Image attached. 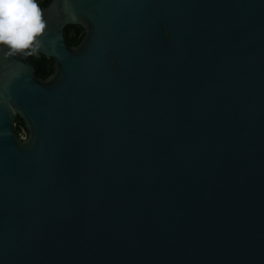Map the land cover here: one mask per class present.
Wrapping results in <instances>:
<instances>
[{
	"label": "water",
	"instance_id": "obj_1",
	"mask_svg": "<svg viewBox=\"0 0 264 264\" xmlns=\"http://www.w3.org/2000/svg\"><path fill=\"white\" fill-rule=\"evenodd\" d=\"M38 8L49 76L0 45V264H264V0Z\"/></svg>",
	"mask_w": 264,
	"mask_h": 264
},
{
	"label": "clouds",
	"instance_id": "obj_2",
	"mask_svg": "<svg viewBox=\"0 0 264 264\" xmlns=\"http://www.w3.org/2000/svg\"><path fill=\"white\" fill-rule=\"evenodd\" d=\"M44 27L34 0H0V45L8 49L7 55L31 47Z\"/></svg>",
	"mask_w": 264,
	"mask_h": 264
},
{
	"label": "trees",
	"instance_id": "obj_3",
	"mask_svg": "<svg viewBox=\"0 0 264 264\" xmlns=\"http://www.w3.org/2000/svg\"><path fill=\"white\" fill-rule=\"evenodd\" d=\"M43 1L44 0H34L37 6H39ZM80 34H81V29L75 25H71L63 31V36L71 43H76ZM26 50L31 56V65L33 68L37 70L40 78H45L49 76L51 73L50 70L51 59H48L43 55H41L40 53H38L34 49L33 45ZM13 130L15 134L18 136H20V134L23 131L26 133L23 123L19 118L15 119Z\"/></svg>",
	"mask_w": 264,
	"mask_h": 264
},
{
	"label": "rangeland",
	"instance_id": "obj_4",
	"mask_svg": "<svg viewBox=\"0 0 264 264\" xmlns=\"http://www.w3.org/2000/svg\"><path fill=\"white\" fill-rule=\"evenodd\" d=\"M20 138L22 140H25L26 139V133L24 131L20 134Z\"/></svg>",
	"mask_w": 264,
	"mask_h": 264
},
{
	"label": "snow or ice",
	"instance_id": "obj_5",
	"mask_svg": "<svg viewBox=\"0 0 264 264\" xmlns=\"http://www.w3.org/2000/svg\"><path fill=\"white\" fill-rule=\"evenodd\" d=\"M40 11V10H39ZM41 12V11H40Z\"/></svg>",
	"mask_w": 264,
	"mask_h": 264
}]
</instances>
